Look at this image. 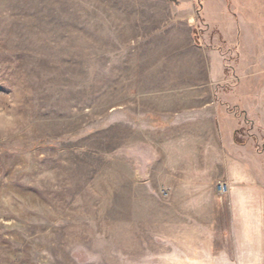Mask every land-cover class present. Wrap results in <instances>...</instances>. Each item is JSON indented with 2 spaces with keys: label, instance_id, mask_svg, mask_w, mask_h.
Returning a JSON list of instances; mask_svg holds the SVG:
<instances>
[{
  "label": "rangeland",
  "instance_id": "rangeland-1",
  "mask_svg": "<svg viewBox=\"0 0 264 264\" xmlns=\"http://www.w3.org/2000/svg\"><path fill=\"white\" fill-rule=\"evenodd\" d=\"M103 2L0 0V264H176L174 226L200 221L173 215L166 184L122 166L118 123L105 118L118 60ZM193 2L228 30L242 18L232 36H245V0ZM205 28L199 14L200 42ZM221 129L228 138L223 118Z\"/></svg>",
  "mask_w": 264,
  "mask_h": 264
},
{
  "label": "crops",
  "instance_id": "crops-1",
  "mask_svg": "<svg viewBox=\"0 0 264 264\" xmlns=\"http://www.w3.org/2000/svg\"><path fill=\"white\" fill-rule=\"evenodd\" d=\"M245 4L234 37L242 18L228 30L193 0H104L98 15L118 60L105 118L118 123L122 166L166 184L173 215L200 220L174 226L176 264H264V0ZM246 123L253 136L238 142Z\"/></svg>",
  "mask_w": 264,
  "mask_h": 264
},
{
  "label": "trees",
  "instance_id": "trees-1",
  "mask_svg": "<svg viewBox=\"0 0 264 264\" xmlns=\"http://www.w3.org/2000/svg\"><path fill=\"white\" fill-rule=\"evenodd\" d=\"M239 131V130H238ZM236 141L238 142H242L241 139L238 138V136H236Z\"/></svg>",
  "mask_w": 264,
  "mask_h": 264
}]
</instances>
